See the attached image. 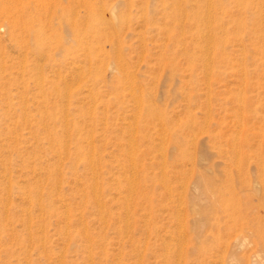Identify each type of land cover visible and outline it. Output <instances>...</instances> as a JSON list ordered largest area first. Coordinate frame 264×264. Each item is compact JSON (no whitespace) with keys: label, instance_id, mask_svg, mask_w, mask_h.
I'll return each instance as SVG.
<instances>
[{"label":"rangeland","instance_id":"374dc122","mask_svg":"<svg viewBox=\"0 0 264 264\" xmlns=\"http://www.w3.org/2000/svg\"><path fill=\"white\" fill-rule=\"evenodd\" d=\"M0 264H264V0H0Z\"/></svg>","mask_w":264,"mask_h":264},{"label":"bare ground","instance_id":"6f19581e","mask_svg":"<svg viewBox=\"0 0 264 264\" xmlns=\"http://www.w3.org/2000/svg\"><path fill=\"white\" fill-rule=\"evenodd\" d=\"M210 1H211V0H210ZM243 139H244V138H243ZM243 142H245V143H246V142H248V139H247V138H245V140H244Z\"/></svg>","mask_w":264,"mask_h":264}]
</instances>
